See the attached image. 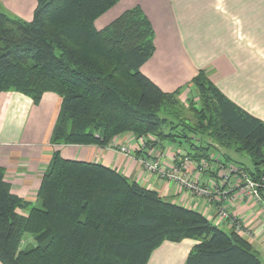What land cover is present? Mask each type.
Segmentation results:
<instances>
[{"label": "trees", "instance_id": "trees-1", "mask_svg": "<svg viewBox=\"0 0 264 264\" xmlns=\"http://www.w3.org/2000/svg\"><path fill=\"white\" fill-rule=\"evenodd\" d=\"M120 1L35 0L29 22L0 11V94L17 93L34 105L45 93L56 95L54 146H103L123 135L145 139L148 147H156L149 137L206 153L218 145L245 156L252 179H264V123L229 101L202 71L191 80L198 92V102L187 105L192 118L169 119L181 93L163 92L141 71L155 50L141 9L97 27ZM24 235L32 237L29 249L20 248ZM186 239L195 244L185 264H264L240 235L101 165L56 153L34 207L11 193L0 168V264H147L163 242ZM142 245L146 253L139 252Z\"/></svg>", "mask_w": 264, "mask_h": 264}, {"label": "crops", "instance_id": "crops-1", "mask_svg": "<svg viewBox=\"0 0 264 264\" xmlns=\"http://www.w3.org/2000/svg\"><path fill=\"white\" fill-rule=\"evenodd\" d=\"M0 4L14 14L15 19L31 21L35 0H0ZM135 6L141 9L154 32L156 52L141 69L147 78L163 92L179 90L180 103L185 98L188 105L190 100L198 102V92L191 80L204 71L222 95L264 123V0H121L110 15L98 20V29ZM60 102L52 93L43 94L38 105L17 93L0 94V168L13 195L32 207L37 205L41 179L53 156L59 153L64 160L114 170L156 192L168 203L201 214L224 232H234L235 223L241 228L237 235L252 246L264 263V189L258 191V199L254 198L249 191L233 187L240 183L237 178L232 179V183L224 182L218 170L211 168L196 178L202 186L212 190V197L205 199L190 194L175 182L146 172L140 165L142 156L132 151L130 156H124L96 145H51ZM120 141L124 146H135L131 135H123ZM157 142L154 155L176 150L166 141ZM217 146L212 145L208 153L202 148L179 149L180 156L189 155L195 161L205 159L204 154L209 160L224 162L228 159V163L241 167L252 179V163V169L248 170L228 155L236 153L234 150ZM178 162L176 159L174 164ZM193 171L192 166L188 167L192 176ZM223 204L229 214L227 219L217 213L218 206ZM17 213L27 216L22 210ZM194 244L190 239L163 242L152 252L147 264H185Z\"/></svg>", "mask_w": 264, "mask_h": 264}, {"label": "built area", "instance_id": "built-area-1", "mask_svg": "<svg viewBox=\"0 0 264 264\" xmlns=\"http://www.w3.org/2000/svg\"><path fill=\"white\" fill-rule=\"evenodd\" d=\"M151 139V137H149ZM156 139V138H155ZM153 144L157 145V139L150 140ZM154 147H148L145 139H135V147L133 153H142L144 158L140 159V165L142 168L150 173L156 175L159 179L172 181L183 187L190 194L205 199H210L212 196V190L202 186L196 178H199L206 170L211 168L218 170L219 176L224 182L232 183V179L237 178L240 183L233 185L236 189L247 190L252 193L254 198L258 199V191L264 189V179L254 180L251 179L249 174L232 163H226L221 161L201 159L195 161L190 156L181 155L180 150L165 151L154 155ZM114 149H117L119 153L130 156L131 151L125 146H120L115 143ZM147 156V158H146ZM143 157V156H142ZM153 157V158H152ZM178 157V158H177ZM179 159V162L175 165V160ZM194 168L193 176L188 173V167ZM217 213L220 217L227 219L229 214L225 204L218 206ZM234 233L240 234L241 228L234 223Z\"/></svg>", "mask_w": 264, "mask_h": 264}, {"label": "rangeland", "instance_id": "rangeland-1", "mask_svg": "<svg viewBox=\"0 0 264 264\" xmlns=\"http://www.w3.org/2000/svg\"><path fill=\"white\" fill-rule=\"evenodd\" d=\"M127 1V0H125ZM0 11L3 12L7 17L9 18H12V19H15L17 18L16 16H14V14H12L9 10H6L4 8L3 5L0 4ZM112 11V10H111ZM111 11L107 12L105 15H110ZM102 19V18H101ZM155 47V45H154ZM156 52V49L154 50V53L152 55V57L150 59L153 58L154 54ZM203 74L206 75V73L203 71ZM180 99V98H179ZM185 98H183V102H181L179 104V107L178 109H175L173 114L175 113L176 115L172 116L171 118L169 117V119H179V117H184L188 120H190L192 118V113L191 111L188 110L189 106H186L187 104L185 103ZM120 137L122 136H119V137H113L111 140H109L105 145L103 146H99L105 150H109V151H114V152H117L119 153V151L117 149H114L115 147V143L120 146H123L124 147V143L120 141ZM134 138V137H133ZM135 139V138H134ZM151 139L153 140H156L154 137H151ZM158 141V140H157ZM193 144L196 143V138L193 137L192 141H191ZM168 143V142H167ZM186 142H184L183 144H178L177 142L176 143H172V144H168L170 147H172V149H176V150H182V151H186V150H189L190 148H188L186 145H184ZM90 145H93V144H90ZM95 145V144H94ZM98 146V145H96ZM179 146V147H178ZM128 150L130 151H134L133 149L134 148H130L129 146H125ZM135 147V146H134ZM219 147V146H217ZM121 154V153H120ZM130 155V154H129ZM228 155L231 157V159L233 160V162L237 163V164H240L241 166L243 167H246L248 170H251L252 169V165H251V161L249 159H247L246 157L242 156L241 154H236V153H233V152H230L228 153ZM125 156V155H124ZM139 159V158H138ZM206 159V158H205ZM206 160H209V157L208 159ZM228 233V232H227ZM140 236V239H141V235ZM32 241V237L30 235H24L23 239H22V243L20 245V248H24L26 245H28V249L31 247V245H29ZM144 242H142L143 244ZM146 245H142V249L139 251L140 253H146L148 247L145 249ZM125 253V252H124ZM152 254V253H151ZM122 255H127V254H122ZM122 255H119V258L120 259H123V256ZM136 256L138 255H135V256H132L130 258H133L135 259ZM151 256V255H150ZM141 257L143 258V256L141 255ZM150 258V257H149ZM132 264V263H130Z\"/></svg>", "mask_w": 264, "mask_h": 264}]
</instances>
